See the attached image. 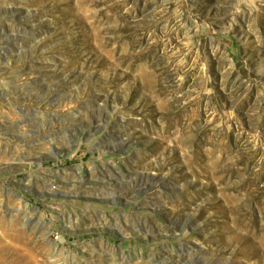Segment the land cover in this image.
<instances>
[{
  "label": "rangeland",
  "instance_id": "obj_1",
  "mask_svg": "<svg viewBox=\"0 0 264 264\" xmlns=\"http://www.w3.org/2000/svg\"><path fill=\"white\" fill-rule=\"evenodd\" d=\"M4 242L264 264V0H0Z\"/></svg>",
  "mask_w": 264,
  "mask_h": 264
},
{
  "label": "bare ground",
  "instance_id": "obj_2",
  "mask_svg": "<svg viewBox=\"0 0 264 264\" xmlns=\"http://www.w3.org/2000/svg\"><path fill=\"white\" fill-rule=\"evenodd\" d=\"M0 264H36L27 251H14L8 243L0 244Z\"/></svg>",
  "mask_w": 264,
  "mask_h": 264
}]
</instances>
